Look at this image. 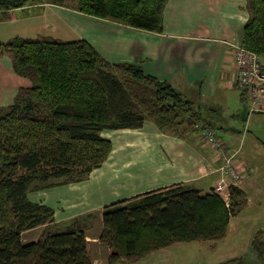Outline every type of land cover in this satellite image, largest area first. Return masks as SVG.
<instances>
[{
	"label": "trees",
	"instance_id": "16d2710c",
	"mask_svg": "<svg viewBox=\"0 0 264 264\" xmlns=\"http://www.w3.org/2000/svg\"><path fill=\"white\" fill-rule=\"evenodd\" d=\"M167 1L0 0V21L7 20V11L38 2L160 34ZM244 3L247 19L238 44L264 59V0ZM5 56L12 72L31 86L17 89L11 102L0 106V264H92L81 221L96 213L54 224L51 209L29 202L26 193L78 182L99 167L111 148L102 131L139 129L150 121L162 133L184 126L183 138L180 131L170 133L194 142L202 129L216 136V129L223 130L201 120L192 103L164 80L138 65L106 61L83 39L14 37L0 41V59ZM238 102L247 104L241 89ZM235 113L230 118H239ZM244 200L237 187L230 189L227 207L212 190L200 195L184 183L153 189L103 206L97 240L108 248L112 264L137 262L176 243H214L227 234L229 218ZM40 226L35 241L22 242V232ZM250 247L264 264L263 230L251 237ZM217 264L248 263L232 257Z\"/></svg>",
	"mask_w": 264,
	"mask_h": 264
},
{
	"label": "crops",
	"instance_id": "0c3cea01",
	"mask_svg": "<svg viewBox=\"0 0 264 264\" xmlns=\"http://www.w3.org/2000/svg\"><path fill=\"white\" fill-rule=\"evenodd\" d=\"M7 16V20L0 21L2 42L14 37H49L60 41L83 39L106 61L138 65L145 74L164 80L199 110L201 101L212 103L222 96V91L235 86L229 84L227 69L230 70L231 57L225 54L226 51L229 54L230 45L238 44V33L247 19V12L244 0H168L163 10L160 34L122 27L46 3L9 10ZM3 58L7 57L0 59V72L9 78V98H12L15 90L29 88L31 83L26 78L15 77L7 69L9 59L3 61ZM260 64L264 70V59H260ZM226 78L230 87L226 85ZM235 88L238 100L240 89ZM209 112L211 114L208 115H216L212 110ZM201 120L216 127L211 118ZM222 129L229 133L232 131L229 127ZM112 131L143 137L144 145H129L100 135L110 141L111 148L104 162L88 173L86 180L26 193L29 202L51 209L54 224L90 214L98 209L97 203L103 207L176 183L188 184L200 195L213 188L217 173L208 165L214 166V163L209 161L210 154L206 161L193 148V141L162 135L147 121L139 129L105 132ZM147 139H152L155 144H146ZM223 143L232 152L224 140ZM247 171L250 172L248 168ZM88 219L85 225H88ZM95 220L99 223L95 227L97 232L91 233L92 227L84 226L88 227L84 231L86 252L92 264H103L105 260L107 262L109 251L97 240L101 221L99 216ZM38 228L42 231L44 227L22 232V242L23 234ZM167 248L153 252L155 258L165 256Z\"/></svg>",
	"mask_w": 264,
	"mask_h": 264
},
{
	"label": "rangeland",
	"instance_id": "374dc122",
	"mask_svg": "<svg viewBox=\"0 0 264 264\" xmlns=\"http://www.w3.org/2000/svg\"><path fill=\"white\" fill-rule=\"evenodd\" d=\"M35 5H39V3L36 2ZM226 53L227 54L225 55L227 57L228 51H226ZM5 59L7 58H3V61H7ZM7 69L10 72L12 71L10 64H8ZM227 80L228 79L226 78V85H228ZM9 84L10 81L8 76L4 72H0V106H3L2 104L5 105L7 103H10L12 100L11 97L9 98ZM230 86L228 85V87ZM236 94L237 89L235 88V86L230 87L229 90H226L224 92L222 91V96L218 99H215V101H213L212 103L201 101L198 110L200 118H211L214 120V123L216 125H219L223 128L229 127L232 129L230 133L226 130L223 131L220 129H216V134H218L220 136L219 138H222L224 142L228 144L230 150L236 151V157L240 158L241 160H239L245 164V171L246 166L250 171L249 173L246 172L247 177L236 182L235 187L242 188L240 190L243 192L245 197V206H243L237 214L229 218L230 225L228 226L227 234L224 236V238L214 243L191 242L173 244L169 246V248L166 247L167 249L164 251L165 256L160 257L159 259H156L154 256L156 254L153 253L143 258L142 261L133 263L117 262L115 264H217L232 257H242L248 264L263 263V261H260L257 258L255 252L250 247V239L257 230L264 231V114H249L246 111V116H250L249 118L247 117L244 120L236 116H234L233 118L228 117V115H230L231 113L236 112V115L237 109H240L238 100L236 99ZM209 110H212L213 114L216 115H208L211 114ZM151 124L156 128V130H158V128L153 123ZM183 128L184 126L179 128V130L178 128H175L172 131H180L179 135L181 138H183V136L185 135V133H182ZM172 131H168L166 133H162L160 131L159 132L162 135L171 137L172 139L181 140V138L175 136V134L170 133ZM100 135L103 137H108L112 141H124L125 144L129 145H144L143 137L126 135L124 131H104L100 133ZM187 136L190 135L188 134ZM162 139L166 138L162 137ZM167 140L168 142L170 141L169 139ZM185 142L187 141L185 140ZM145 143L151 145L155 144L152 139H147ZM197 143L201 145L200 140L197 139V141L195 140L193 142V148L197 152H199L201 156H203L204 158H208L207 153H205L206 151L204 152L202 149H199ZM169 144L171 143L169 142ZM209 154L211 155L210 150ZM88 175L89 174L81 178L80 181L86 180L88 178ZM54 186L57 185L55 184ZM218 197L222 200L220 196ZM97 205L98 206L96 207V209H98L91 213H96V215L91 216L88 219V225L84 224L85 226H88L90 228L92 227L91 233L97 232L95 227L96 225H99V223H97L95 219L98 218L99 212L101 211L102 207H99L100 203H97ZM81 222L84 223V220H82ZM88 227H85V230H87ZM40 233L41 230L40 228H38L37 230H33L31 232L23 234V242L36 240ZM168 253H170V255ZM103 264L112 263H108L105 260V263Z\"/></svg>",
	"mask_w": 264,
	"mask_h": 264
},
{
	"label": "built area",
	"instance_id": "2783aa9c",
	"mask_svg": "<svg viewBox=\"0 0 264 264\" xmlns=\"http://www.w3.org/2000/svg\"><path fill=\"white\" fill-rule=\"evenodd\" d=\"M230 46L229 84H234L245 93L247 113L263 115L264 71L260 68V58L239 44ZM199 135L201 145L211 151L209 161L214 163V167L208 165V168L217 173L213 193L220 196L227 207L230 189L236 186V182L247 177L245 164L236 157V151H229L211 130L202 129Z\"/></svg>",
	"mask_w": 264,
	"mask_h": 264
},
{
	"label": "water",
	"instance_id": "95a60500",
	"mask_svg": "<svg viewBox=\"0 0 264 264\" xmlns=\"http://www.w3.org/2000/svg\"><path fill=\"white\" fill-rule=\"evenodd\" d=\"M238 116L240 119H243V120L246 118V105L245 104L241 105Z\"/></svg>",
	"mask_w": 264,
	"mask_h": 264
}]
</instances>
